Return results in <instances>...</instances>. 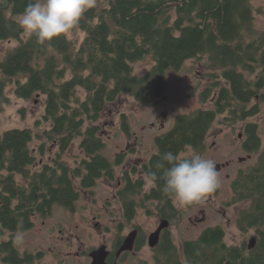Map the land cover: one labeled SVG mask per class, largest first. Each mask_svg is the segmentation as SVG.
Instances as JSON below:
<instances>
[{
  "label": "trees",
  "instance_id": "1",
  "mask_svg": "<svg viewBox=\"0 0 264 264\" xmlns=\"http://www.w3.org/2000/svg\"><path fill=\"white\" fill-rule=\"evenodd\" d=\"M28 3L0 0V44L18 41L0 60V112L10 103L7 88L14 84L20 98L45 96L44 114L35 124L47 126L40 136L33 127L0 132V233L31 230L36 217L51 216L55 205L74 211L81 190H92L103 177L115 180L126 154L112 160L103 153L106 143L99 121L107 104L124 93L149 104L166 95L169 69L178 70L186 60L208 55L207 65L215 71L209 73L212 80L201 100L210 107L179 115L171 130L156 137L157 151L142 165L155 182L150 193L138 196L145 180L132 179L135 166L124 172L117 195L128 221L140 207H147L150 198L160 200L161 212L168 217L174 202L171 194L160 190L168 167L161 155L169 151L181 155L189 148L202 151L219 115L228 124L245 122L244 148L260 156L254 167L239 173L233 187L235 199L252 200L237 225L243 233L256 231V245L249 249L246 239L228 244L221 225L207 227L181 246L165 231L154 248V260L155 264H264V151L258 123L247 121L259 113L264 100V32L255 28L252 1L96 0L71 30L85 33L79 45L68 34L44 44L25 35L16 16ZM148 55L153 67L143 76L136 75L133 64ZM122 126L130 132L125 117ZM39 138L34 151L32 143ZM78 139L86 157L71 167L63 154ZM48 142L57 147L55 155L35 168L37 155L45 154ZM141 235L140 230L137 250L145 243ZM9 244H1L0 251ZM11 251L15 260L9 259L21 261L19 251Z\"/></svg>",
  "mask_w": 264,
  "mask_h": 264
},
{
  "label": "rangeland",
  "instance_id": "2",
  "mask_svg": "<svg viewBox=\"0 0 264 264\" xmlns=\"http://www.w3.org/2000/svg\"><path fill=\"white\" fill-rule=\"evenodd\" d=\"M251 1L255 28L259 32H264V0ZM171 13L175 18L173 9ZM18 17L16 16V20ZM67 34L78 45L85 38V33L81 30L77 33L70 31ZM17 43L15 39L2 41L0 60ZM208 61V55H205L202 58L186 60L178 70L169 69L166 72V95L154 99L149 104L138 102L129 93H124L114 102L108 103L99 121L100 133L106 143L103 153L112 160L119 153L126 154L125 164L116 169V179L103 177L92 188V193L81 190V199L74 213L55 205L51 216L36 217L35 226L31 230L17 231L15 234L5 231L3 234L0 233V239L13 238L22 250L29 249L35 253H42L41 259L35 264H89L90 259L84 255V251L97 248L101 244L111 245L116 238L118 224L125 222V234H129L138 225L141 227V238L145 243L134 252V255L127 256L118 264H155L156 252L149 246L148 237L158 229L161 217L156 215L154 204L150 205L151 203L147 202V207H140L137 210L132 222L127 219L124 221L122 206L116 197L120 186L119 178L124 169L137 166L132 179L145 180L144 189L138 196L144 197L145 193H150L155 183L141 171L143 163L157 151L156 137L171 130L179 115L210 107L209 103H202L201 100V92L212 80L209 73L215 71L207 65ZM154 63L153 58L148 55L133 64L134 73L143 76ZM80 93L83 94V91ZM7 95L10 97V103L0 112V132L12 127H33L40 136L47 124H42L38 128L35 123L44 114L45 96L36 93L31 99L20 98L15 93L14 84L7 88ZM254 102L255 100L251 104ZM123 117L129 126V133L123 129ZM223 120L224 115L217 116L208 132L202 151L196 152L193 148H189L181 154L187 156L189 150H193L206 158L213 159L217 162L216 166L218 164L222 166L227 162L231 164L219 175L220 186L202 200L184 204L175 199L181 213L166 231L172 235L174 243L178 246H181L183 240L198 238L209 226L221 225L226 230L225 239L228 244H241L245 239L248 241L252 235L253 230L243 233L237 225L241 211L249 208L252 200L235 199L236 191L233 184L241 171L251 169L257 164L260 152L249 153L244 148L245 122L228 124ZM247 121L258 123L263 144L262 151H264V100L260 102L259 113ZM40 140V138L35 139L32 143L34 151H37ZM79 144L80 140H75L63 154V160L71 167L77 166L79 161L86 157ZM56 150L57 147L48 142L45 154L37 155L35 168L49 162ZM207 206H210V209L207 210L206 222L195 220L203 217L201 210Z\"/></svg>",
  "mask_w": 264,
  "mask_h": 264
},
{
  "label": "clouds",
  "instance_id": "3",
  "mask_svg": "<svg viewBox=\"0 0 264 264\" xmlns=\"http://www.w3.org/2000/svg\"><path fill=\"white\" fill-rule=\"evenodd\" d=\"M93 4L94 0H29L16 23L26 34L44 44L73 30ZM161 160L167 162L168 167L163 172L160 190L180 203L200 201L220 186L215 161L193 150H189L187 156L165 152Z\"/></svg>",
  "mask_w": 264,
  "mask_h": 264
},
{
  "label": "flooded vegetation",
  "instance_id": "4",
  "mask_svg": "<svg viewBox=\"0 0 264 264\" xmlns=\"http://www.w3.org/2000/svg\"><path fill=\"white\" fill-rule=\"evenodd\" d=\"M251 156V155H249ZM125 164V161L123 162V164L120 165L123 166ZM217 164V162H215V165ZM231 164V162H227L226 164H223L221 167H220V170L218 171V174L221 175V172ZM132 168V167H131ZM127 169H130V168H127ZM126 171V169L123 170L120 178H119V183H120V186H123L124 184V180H123V176H124V172ZM143 172V170L141 171ZM144 173V172H143ZM145 174V173H144ZM154 182V181H153ZM155 183V182H154ZM118 188V189H119ZM85 190V189H84ZM92 193V190H88ZM118 191V190H117ZM116 197L118 198V201L121 203V206H122V210H123V219H125L124 221H126V218H125V214H124V205H123V202L121 201V199L119 198V196L117 195V192H116ZM81 199V198H80ZM173 202H174V210L171 211L170 210V214L168 215V217H164L163 213L161 212L164 207L161 209V203H160V200H157V199H148L147 202L151 203L150 205L154 204L155 206V213L157 216L161 217L160 220V225L162 223V221L164 220H167L169 222V225L167 226V228H165L162 232H161V239H162V236H163V233L168 229V227L173 224L177 218L179 217V214L181 213L179 208L177 207V204H176V201H175V198L173 197ZM80 201V200H79ZM160 207V208H159ZM150 208V207H149ZM210 209V206H207L205 209L203 208L201 210L202 214H203V217L200 218V219H195L197 221H200V222H206L207 220V210ZM67 210V209H65ZM77 210V206H76V209L73 211V210H67L68 212H72L74 213L75 211ZM155 215V214H154ZM135 218V217H134ZM128 221V220H127ZM133 220H131L130 222H132ZM193 221V220H192ZM125 222H121L118 224V232H117V235H116V238L113 240L112 244L109 245V244H101L100 246H98L97 248H92L90 249L89 251H84V255H87L88 258L90 259V263L89 264H92V257H91V253L92 251L94 250H97L99 249L100 247H103V246H106V251L108 252L107 253V262L109 264H118L123 258L127 257V256H130L131 254L134 255V252L137 250V242H138V237H139V234H140V230H141V227L136 225L135 229H133L132 231L134 230H138V237L136 238V242H135V245H134V248L133 250H126V251H121V248L122 246L124 245V241L126 239V237L132 232H129V234H125V228H124V225ZM159 225V226H160ZM139 227V228H138ZM210 227V226H209ZM142 231V230H141ZM156 231V230H155ZM151 234V233H150ZM256 231L252 232V235L250 236L249 240L252 238V237H256ZM172 236V235H171ZM149 238V237H148ZM257 239V238H256ZM249 240L247 241V246H248V242ZM10 244L8 245V247L6 248L5 251H0V262L3 263V264H35L38 260L41 259V256H42V253H35L33 251H30L29 249H21L18 245V242H16L13 238H9V239H0V245L5 243H9ZM161 242V240H160ZM149 244V243H148ZM16 249L19 251V254H18V258L21 259V261H16V262H13L15 259L13 258V252L11 251V249ZM155 248V247H154ZM249 248V247H248ZM78 255H80L78 253ZM81 256V255H80ZM10 257H12V260L9 259ZM32 258V259H31Z\"/></svg>",
  "mask_w": 264,
  "mask_h": 264
},
{
  "label": "water",
  "instance_id": "5",
  "mask_svg": "<svg viewBox=\"0 0 264 264\" xmlns=\"http://www.w3.org/2000/svg\"><path fill=\"white\" fill-rule=\"evenodd\" d=\"M220 164L216 166L217 172L220 170ZM169 225V222L167 220L162 221L161 225L158 227V229L154 232H152L149 235L148 238V243L149 246L154 248L156 247L160 240H161V232L167 228ZM138 230L132 231L125 239L124 245L121 248V251H126V250H133L136 238L138 237ZM257 239L256 237H252L249 242H248V247L253 248L256 245ZM107 251H106V246L100 247L97 250L92 251L91 257H92V264H109L107 262Z\"/></svg>",
  "mask_w": 264,
  "mask_h": 264
}]
</instances>
